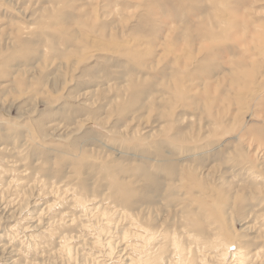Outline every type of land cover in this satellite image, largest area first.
<instances>
[{"label": "rangeland", "instance_id": "374dc122", "mask_svg": "<svg viewBox=\"0 0 264 264\" xmlns=\"http://www.w3.org/2000/svg\"><path fill=\"white\" fill-rule=\"evenodd\" d=\"M0 264H264V0H0Z\"/></svg>", "mask_w": 264, "mask_h": 264}]
</instances>
